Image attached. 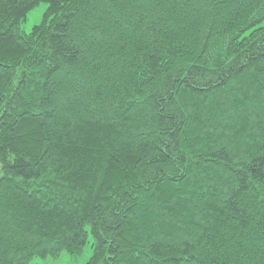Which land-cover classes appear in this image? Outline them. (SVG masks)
<instances>
[{
	"label": "trees",
	"instance_id": "trees-1",
	"mask_svg": "<svg viewBox=\"0 0 264 264\" xmlns=\"http://www.w3.org/2000/svg\"><path fill=\"white\" fill-rule=\"evenodd\" d=\"M90 235L85 264H264V0H0V264Z\"/></svg>",
	"mask_w": 264,
	"mask_h": 264
},
{
	"label": "rangeland",
	"instance_id": "rangeland-1",
	"mask_svg": "<svg viewBox=\"0 0 264 264\" xmlns=\"http://www.w3.org/2000/svg\"><path fill=\"white\" fill-rule=\"evenodd\" d=\"M48 5L45 3L40 4L36 9L32 10L27 17V20L22 23L21 28L22 31L26 34L31 33L33 28L42 23L45 13L47 11ZM250 31H247L244 36H247ZM90 229L88 228V231ZM93 238L90 235L89 244L85 249L84 253L79 256L77 259H72L71 256L67 252H63L58 257H47V258H35L34 263L37 261L40 264H85L93 255L92 248Z\"/></svg>",
	"mask_w": 264,
	"mask_h": 264
},
{
	"label": "snow or ice",
	"instance_id": "snow-or-ice-1",
	"mask_svg": "<svg viewBox=\"0 0 264 264\" xmlns=\"http://www.w3.org/2000/svg\"><path fill=\"white\" fill-rule=\"evenodd\" d=\"M36 264H40V262H39V261H37V262H36Z\"/></svg>",
	"mask_w": 264,
	"mask_h": 264
}]
</instances>
